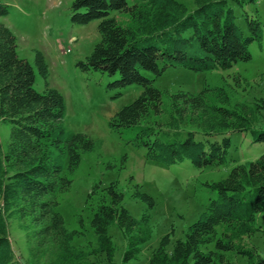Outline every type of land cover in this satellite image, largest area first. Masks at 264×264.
I'll use <instances>...</instances> for the list:
<instances>
[{
    "label": "trees",
    "instance_id": "obj_1",
    "mask_svg": "<svg viewBox=\"0 0 264 264\" xmlns=\"http://www.w3.org/2000/svg\"><path fill=\"white\" fill-rule=\"evenodd\" d=\"M187 1L191 8L180 0H73L71 20L81 25L98 21L99 41L78 62L82 70L117 76L111 84L117 88L142 89L114 114L109 128L134 129V146L145 149L148 161L170 166L188 160L203 170L224 163L233 133H251L252 143L264 144V126H257L264 99L248 105L233 101L224 86L209 85L197 94H169L156 88L154 80L168 67L211 72L248 62L249 46L260 43L262 31L257 19L245 20L244 31L228 0ZM7 14V6L0 3V17ZM117 15L129 16L133 25L120 24ZM35 67L44 80L42 92L34 88V67L18 56L15 35L0 23V122L9 127L6 143L0 142V264H20L10 240L12 222L25 233L51 238L61 264H80L87 253L73 245L78 232L66 227L57 210L58 196L71 187L67 173L78 168L83 154L98 153L102 141L65 127L64 98L48 84V66L39 51ZM148 116L154 120L142 125ZM207 186L217 197L204 206L184 240L170 254L157 249L151 264H233L228 254L264 264L254 246L239 243L241 234L250 238L260 230L256 220L264 214V153L237 163L226 178ZM134 187L133 196L152 209L153 198ZM98 190L92 188L88 201ZM103 190L90 220L99 251L110 249V226L131 235L149 218L134 219L115 184ZM130 243L124 262L138 255L137 243ZM211 244L213 250H202Z\"/></svg>",
    "mask_w": 264,
    "mask_h": 264
},
{
    "label": "rangeland",
    "instance_id": "obj_2",
    "mask_svg": "<svg viewBox=\"0 0 264 264\" xmlns=\"http://www.w3.org/2000/svg\"><path fill=\"white\" fill-rule=\"evenodd\" d=\"M72 1L0 0L8 9V14L0 17V23L15 35L18 56L34 67V88L38 92L44 90V80L35 67V51L44 56L48 66L47 82L64 98L65 127L102 141L98 153L83 154L78 168L67 173L72 181L71 187L58 196L57 210L66 227L78 232L73 245L87 253L86 260L80 264H151L157 249L170 254L175 243L184 240L188 227L204 206L217 197L207 185L226 178L237 163L257 159L264 153V144L252 143L251 133H233L224 163L203 170L193 168L188 160L170 166L148 161L145 149L134 146V129L115 132L109 128L114 114L132 103L142 89L137 85L117 88L111 85L117 76L108 77L81 69L78 62L83 61L99 41L98 21L84 25L73 23ZM180 1L192 7L191 2ZM228 2L237 16L236 22L244 31L245 20L259 21L262 39L260 43L250 44L252 59L239 62L226 71L195 72L183 67H168L154 80L156 88L169 94L179 91L197 94L206 85L224 86L232 94L233 101L253 105L264 99V0ZM117 19L122 25H133L127 15H117ZM236 75H239L238 81H235ZM147 76L152 78V75ZM163 102L167 107V97ZM153 120L154 117L148 116L142 125L151 124ZM257 126H264V110H261ZM8 135L9 127L0 122V142L3 145ZM110 184H115L124 194L123 206L134 219L141 221L143 215L149 218L147 223L133 231L132 236L110 226V249L99 251L90 220L98 197ZM135 185L153 198L155 205L152 209L133 196ZM94 186L99 190L88 201L87 196ZM256 223L260 230L250 238L241 234L239 243L254 246L264 258V214L257 216ZM9 234L15 259L20 264H61L56 243L51 238H38L33 231L25 233L15 222L9 225ZM134 241L138 255L124 262V254ZM213 249L214 244L202 248L205 252ZM227 256L233 264H249L245 256Z\"/></svg>",
    "mask_w": 264,
    "mask_h": 264
}]
</instances>
